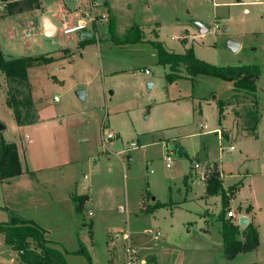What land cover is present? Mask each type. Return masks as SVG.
Returning <instances> with one entry per match:
<instances>
[{"label":"rangeland","instance_id":"374dc122","mask_svg":"<svg viewBox=\"0 0 264 264\" xmlns=\"http://www.w3.org/2000/svg\"><path fill=\"white\" fill-rule=\"evenodd\" d=\"M49 2L44 0L46 11ZM98 2L95 15H105L106 20L97 18V35L106 37L81 47L78 35L61 33L59 20L55 37L42 34L43 10L0 18V52L6 59L53 58L29 71L34 107L43 116L38 126L19 127L0 87V122L8 127L0 132V140L17 142L24 166L30 171L63 163L57 170L37 173L36 179L29 176L31 184L38 185L33 197L35 209L13 216L33 217L39 226L50 230L46 238L57 243L68 264H89L77 254L80 242L93 264H142L145 259L129 233L133 228L146 239V248L153 247L154 233L160 230L159 241L166 238L172 242L175 256L182 244L201 246L195 243L197 234L220 246L223 198L207 193L202 179L207 165L195 169L201 160L216 165L209 178L218 173L225 189L242 184L229 207L238 216L251 217L259 245H264V0ZM112 15L122 22L116 34L111 32ZM193 21H201L210 32L200 36ZM132 28L141 32L136 36L140 40L126 43ZM187 29L191 31L189 46L200 60L221 67H260L255 97L258 138L251 131L249 115L255 113V107L250 98L246 99L248 106L235 115L241 119L236 125L248 131L235 130L227 139L201 134L228 128L232 114L222 119L219 104L229 101L234 93L230 82L211 77L196 82L186 76L167 80L171 70L159 63L156 44L183 55L182 37ZM4 79L0 70V85ZM8 86L23 90L13 83ZM79 90L85 91L84 101L76 95ZM178 146L187 149L183 158L176 151ZM167 151L173 152L171 168H167ZM191 172L188 184L186 176ZM6 187L8 193L10 186ZM88 194L92 202L86 203L83 213L77 212L75 198ZM30 200L27 197L25 201ZM5 204L0 192V206ZM91 210L93 215L89 216ZM11 217L0 208V223H10ZM91 220L96 225L93 246L88 229L83 227L87 223L90 227ZM73 229L83 232L81 238H86L87 246L78 232L75 242L68 238L67 232ZM130 247L136 250L133 263ZM14 252L1 241L0 264H12V258L15 264H26ZM218 255L216 252L215 264L221 263ZM199 263L203 261L198 259ZM231 264H264V249Z\"/></svg>","mask_w":264,"mask_h":264},{"label":"trees","instance_id":"16d2710c","mask_svg":"<svg viewBox=\"0 0 264 264\" xmlns=\"http://www.w3.org/2000/svg\"><path fill=\"white\" fill-rule=\"evenodd\" d=\"M41 7L40 1L31 0L21 5L12 6L10 13L36 10ZM111 30L112 25H111ZM138 29L132 28L124 42L135 43L140 40L136 37ZM135 36V39H134ZM91 41V39L87 40ZM85 41V42H87ZM158 48L159 63L163 66H170L171 73L167 80L173 82L178 78L186 77L196 82L201 77H211L222 81L230 82L235 95L228 102L219 104L221 117L224 107L228 105L250 103L255 107V113L250 117L253 121L252 131H255L259 122L257 82L261 74L258 65H245L238 67L216 66L198 59L194 49L191 47L183 55L170 53L162 44H156ZM53 58L30 57L7 60L0 55V70L6 76L8 83L16 84L21 89H9L7 92V105L13 110L15 120L19 126L34 124L37 121L36 110L31 97V87L28 79V69L47 64ZM242 97L244 99H242ZM23 174V168L19 158L18 147L15 143L0 140V179L2 181L18 178ZM239 190V184L230 187L226 192L223 189L222 181L217 174L207 181V193L210 196H222L224 214L222 216L223 249L227 260L235 259L239 254L250 253L259 247V234L254 226L241 232L240 227L234 224L230 218L226 219L230 197ZM89 197L79 196L75 198L76 210L83 213ZM163 206L162 204L156 205ZM0 233L5 235V244L17 251L21 260L26 264H68L65 255L59 249L52 247V242L46 238V231L33 221L14 218L10 223H0ZM89 234L94 237L93 226L90 224ZM80 250L77 254L85 257L89 264H93L92 257L87 248L80 242Z\"/></svg>","mask_w":264,"mask_h":264},{"label":"crops","instance_id":"0c3cea01","mask_svg":"<svg viewBox=\"0 0 264 264\" xmlns=\"http://www.w3.org/2000/svg\"><path fill=\"white\" fill-rule=\"evenodd\" d=\"M49 1L50 2L48 4V6H47V11H46V8L44 7V0H40L41 7L39 9L31 10V11H24L26 13L35 12V11H39V10L45 11V15H43V18H42L43 26L40 29L41 33L44 34V35H46L45 23L48 22L49 25H51L54 28V33L50 37H55V35H57L58 31L61 30V22H62V17L64 15H69L72 19L84 18L85 20L86 19L89 20L92 16L97 17L95 15V9L99 7L98 0H89V2H87L85 0H49ZM244 1L245 0H243V2ZM94 2H98V5H94L93 6ZM246 10H248V9H246ZM17 13H23V12H14V13H10L9 11L6 12V13L5 12H1L0 13V18L1 17H5V16H9V15L10 16L11 15H15ZM97 18H100V20H103V21L106 20V16L105 15L99 16ZM58 20H59V25H60V29L59 30H58V25H57V21ZM193 22H194V26L195 25L199 26L198 23L202 25L201 27L199 26L198 29H196V30L194 29V31L197 34H199L200 36L203 37L207 33L210 32V29L207 26H205V24H203L201 21H193ZM121 23L122 22H119L117 20V18L114 15H112V29H113V30H111L112 34L113 33L116 34V27H118V26L120 27ZM224 29L228 30L229 28L227 29V27H226ZM141 30L143 31L142 28H141ZM190 32L191 31L189 29H187L186 32L184 33L185 35H183V37H182V39L184 41V44H185V51L187 49L191 48L189 46V37H190L189 33ZM76 35L79 36L78 37V43L80 44V47H81L82 44L86 43L85 41H87L89 39L96 40V39H100V38L106 37L105 34H101V33H100V35H97V25H96V23H94L93 26L88 28L86 31L77 33ZM70 36H72V35H70ZM65 51L67 52L68 49H66ZM167 51H169L170 53H175V52H173V51H171L169 49H167ZM175 54H177V53H175ZM0 55H2L5 58V56H4V54L2 52H0ZM43 57L52 58L50 56H43ZM7 60H11V59H7ZM168 67L170 68V66H168ZM32 68L28 69V79H29V71ZM146 71H149V70H145L144 72H145L146 75H150V72L147 74ZM201 78H199L198 81ZM4 82H5V84H4ZM8 84H9L8 80H7L6 76H5V79L3 80V84L0 85V87H1L2 90H4V93L6 94L5 95L6 99H7V92L9 90ZM257 90H258V83H257ZM233 93L235 95L234 90H233ZM234 95H232V97ZM31 97H32L33 104H35V101H34V98H33V94H31ZM232 97H231V99H232ZM213 100L216 101V97H214ZM55 102H58V101L55 100ZM206 102H208L210 104L209 100L206 101ZM246 105L247 104L243 103V104H238V105H228V106L224 107V109H223L224 113H223V115L221 117L222 119L226 120L227 116L232 114V117H230V122H229L228 128L223 126L222 130L221 129H215L213 131H207V132H204V133H201V134L202 135L217 134L218 136H220V138L227 139V138H229V137H231V136H233L235 134V132H234L235 130H240L241 132H243V131L245 132V130L248 131L249 130L248 128H245V127L244 128H240V126L236 125L237 124V119H239V118H235L236 112H238V110H240L241 108H245L244 106H246ZM258 110H259V108H258ZM37 112L38 111H36L37 121L34 124H31V125L38 126L41 123V121H42V117L43 116L40 115L39 112L38 113ZM240 120L241 119H239V121ZM4 125H5V123H4ZM26 126H28V125H26ZM19 127H24V126H19ZM257 127H258V124H257ZM205 128H207V127H205ZM5 130H8L7 126H6ZM256 130H257V128H256ZM256 130L255 131L251 130V131L253 132V134H255L254 137L258 138V135L256 134ZM7 142H12V143H15L17 145L18 152H19V158H20L21 165H22V168H23V174L21 176H19L18 178L6 180V181H2L0 179V187H1V191L0 192L2 193V198H3L4 202L7 203V204H5L6 206H0V208L7 210L10 213V215L12 216L10 218L12 220L14 218H18V217H14L13 216V215H15V213H21L23 211H26V209H30V211H32V209H35V206H34L35 203L33 201V199H34L33 197H35V195H37V192H36L35 189L38 187V185H36V182H34V184H31L33 182H31L30 177L32 179H34V178L36 179L35 175L37 173L45 171V170H48V171L49 170H57V169H59L62 166L63 163L59 162L57 164H53L51 167H42V166H40L38 168H35L34 171H30L29 169H26L25 166H24V164H25L24 163V157L21 155V152L19 150V145L17 144V142H13V141H7ZM230 150L233 151L234 148L232 147ZM186 153H187V149H186L185 154ZM198 159H199V157H198ZM196 164L199 165V168L195 167L196 170L197 169H201V168L203 169V165H207V166L209 165V164L202 163L201 160H198L196 162ZM214 166H216V165H214ZM203 170H204L205 173H204V176H203L202 179H203V181L206 184V191H207V181L209 179V174L206 172V168L203 169ZM192 172L190 173V175L186 176V180H187L188 184L190 183V179L193 178ZM22 179L25 180L23 186L20 185ZM221 181L223 183L222 179H221ZM37 182L40 183L39 180H37ZM14 183L15 184H19V185H15L16 187H11V186H13L12 184H14ZM241 185L242 184H239V190L241 188ZM6 186H10V191L8 193L6 192V188H7ZM21 187H23V189L20 191ZM223 189L226 192H228L230 188L229 189H225L223 187ZM33 190H35V191H33ZM238 191L233 196L230 197L229 206H230L231 202H233V200L236 199ZM87 196L89 197V201L87 203L92 202V197L89 194ZM27 197L31 198L30 201L32 203L25 201ZM215 197H218V196H215ZM154 200H156V199H154ZM146 210H147V208H146ZM230 210H232V209L230 207H228L227 211H230ZM92 215H93V211L91 210L89 212V216H92ZM241 218L248 219V224L246 226H241L240 225V219ZM19 219L33 221L37 225H39L37 223V221L33 217H31V218H24L23 217V218H19ZM226 219H229L227 217V215H226ZM230 220L234 224H236V225H238L240 227V231L241 232L246 231L249 228V226H251V225L254 226L257 229V227L253 224V220L251 219V217L249 215L238 216L236 214V218H232ZM89 223H91L92 226H93V233H94L93 239H91L90 234H89L90 242H91V245L93 246V245H95L94 244V238H95V226L96 225L94 224L93 220H91ZM83 227L87 228L88 229V233H89V225H88V223L87 224H83ZM68 228H66V229H68ZM200 230H203V229H200ZM45 231H46V234L50 233V230H45ZM136 231H137V229L133 228V231L132 232L129 231V233L130 234L132 233V235L134 237V238L132 237V239H134L135 243L138 244V246H139L138 249L141 250L140 254L142 253V257L145 259V260H142L143 261L142 264H197V260L198 259L203 261V263H199V264H215V262H216V252H217V255H218V253H220V256H221V260H220L221 263H219V264H231V263L236 262L239 259L243 260V259H245V257H247V256H249L251 254L255 253V255H257L260 250L264 249V245L260 244L259 247L253 252L242 253V254H239L233 260H227L226 256H225L224 249H223V237H222V243H221L222 245L217 246L215 244L207 243L205 236H203L201 234H197V236L195 237V243H199V244H201V246H194V247L188 248V247H185L186 244H182L180 249H179L181 254L179 253V254H177L175 256V253H176V249L175 248H176V246L173 245L172 242H169V241L166 242V238H163L161 240V242L159 241L160 240L159 238H160V235H161L160 230L157 233H154V236H153L154 237V239H153V247L148 246L147 248L144 246L145 245L144 241L146 239L143 238V237H140L138 232H136ZM76 232L79 233L81 241L83 243H85V245L87 246L86 238L84 237V239H83L84 241L81 238L82 237V233H83L82 231H77L76 229L70 230L67 233L71 237H68V238L70 240H72L73 242H75V240H76L75 239ZM204 233H210V230H204ZM168 238H170V236H168ZM1 241H4V243H5V235H4V238L1 237L0 242ZM49 241L52 242V244H51L52 247L57 248L56 247L57 246L56 242H54L52 240H49ZM9 248L12 249L11 247H9ZM172 250H173V252H172ZM15 252H17V251H15ZM188 253H190V254H188ZM220 256L218 255V257H220ZM19 258H20V255H19ZM15 262H17V261H15L14 258H12L11 263L15 264Z\"/></svg>","mask_w":264,"mask_h":264},{"label":"built area","instance_id":"2783aa9c","mask_svg":"<svg viewBox=\"0 0 264 264\" xmlns=\"http://www.w3.org/2000/svg\"><path fill=\"white\" fill-rule=\"evenodd\" d=\"M31 0H0V13L1 12H8L9 9L12 6H17L21 5L23 3H26ZM40 1V0H38ZM243 1V0H241ZM94 5H98V2H94ZM97 17L92 16L88 21L85 20L84 18L81 19H72L69 15H64L62 17V22H61V33L66 36L74 35L80 32L86 31L88 28L92 27L94 23H96ZM148 74L149 71H146ZM57 100V99H56ZM173 152L172 151H167V155L165 157L166 163H167V168H171L173 164ZM196 168H199V165H195ZM214 170V165H208L206 167V172L209 174ZM227 217L232 219L236 218V214L233 210L228 211ZM129 256H130V261L133 263L134 262V255L136 254V250L132 247L129 248Z\"/></svg>","mask_w":264,"mask_h":264},{"label":"water","instance_id":"95a60500","mask_svg":"<svg viewBox=\"0 0 264 264\" xmlns=\"http://www.w3.org/2000/svg\"><path fill=\"white\" fill-rule=\"evenodd\" d=\"M198 25H199L200 27L202 26V25L199 24V23H198ZM45 32H46V35H47V36H52L53 33H54V28H53L51 25H49L48 22L45 23ZM149 86H152V83H149ZM76 95L78 96V98H79L80 100H82V101L85 100V91H83V90H79V91H77ZM5 128H6V126H5L2 122H0V132H1L2 130H5ZM176 151H177L179 157H180V158H183V157H184V154H185V152H186V149H185L184 147H182V146H178V147L176 148ZM247 224H248V219H246V218H241V219H240V225H241V226H246Z\"/></svg>","mask_w":264,"mask_h":264}]
</instances>
